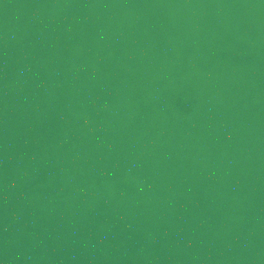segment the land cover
<instances>
[{"label": "water", "instance_id": "obj_1", "mask_svg": "<svg viewBox=\"0 0 264 264\" xmlns=\"http://www.w3.org/2000/svg\"><path fill=\"white\" fill-rule=\"evenodd\" d=\"M0 264H264V0H0Z\"/></svg>", "mask_w": 264, "mask_h": 264}]
</instances>
